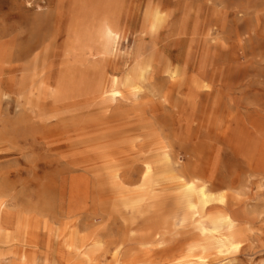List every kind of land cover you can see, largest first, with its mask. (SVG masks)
Instances as JSON below:
<instances>
[{"label": "rangeland", "instance_id": "1", "mask_svg": "<svg viewBox=\"0 0 264 264\" xmlns=\"http://www.w3.org/2000/svg\"><path fill=\"white\" fill-rule=\"evenodd\" d=\"M0 229V264H264V0H0Z\"/></svg>", "mask_w": 264, "mask_h": 264}, {"label": "bare ground", "instance_id": "2", "mask_svg": "<svg viewBox=\"0 0 264 264\" xmlns=\"http://www.w3.org/2000/svg\"><path fill=\"white\" fill-rule=\"evenodd\" d=\"M107 30L109 31V34H111V31H110V27L109 28H107ZM190 211H192L191 213H193L192 215H194V209H193V207L192 208H190L189 209ZM213 221V220H212ZM1 230V229H0ZM31 254V253H30Z\"/></svg>", "mask_w": 264, "mask_h": 264}]
</instances>
